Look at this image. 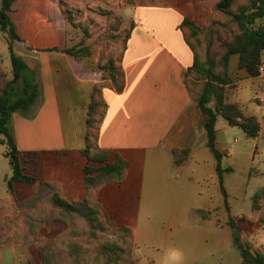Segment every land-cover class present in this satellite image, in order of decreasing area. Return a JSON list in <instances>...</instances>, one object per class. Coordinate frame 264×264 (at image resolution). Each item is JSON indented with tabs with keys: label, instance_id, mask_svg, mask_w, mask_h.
Returning a JSON list of instances; mask_svg holds the SVG:
<instances>
[{
	"label": "crops",
	"instance_id": "1",
	"mask_svg": "<svg viewBox=\"0 0 264 264\" xmlns=\"http://www.w3.org/2000/svg\"><path fill=\"white\" fill-rule=\"evenodd\" d=\"M25 2L30 8L28 16L24 17L14 3L15 19L11 18L22 38L20 43L27 41L17 45L19 51L31 56L28 65L40 83L41 96L29 115L13 114L10 132L19 150L31 157L33 173L55 183L70 202L82 201L87 195L83 169L89 164L83 155L87 116L97 78L84 63L63 52L67 48L63 38L66 20L58 1ZM132 5V32L123 53L126 85L122 92L105 88L107 111L98 139L100 148L112 152L111 162L121 156L129 168L122 183H110L96 191L95 197L117 226L132 229L138 255L140 241L148 246L147 238L161 225L166 248L161 264H243L234 239L224 242L222 238L231 218L221 182L224 200L220 221L221 203H208L205 194L206 184L213 178L208 167L215 168L220 181L218 160L207 146L203 116L187 84L186 73L194 56L180 30L185 18L206 27L213 17V0H146L143 6L133 0ZM260 25L264 19L257 22ZM55 48L59 50L50 51ZM0 59L2 66V56ZM239 59V55L230 59L232 84L227 87V100L259 120L261 131L255 139L262 138L264 53L257 77L241 69ZM216 129L219 150L217 125ZM176 149L190 151L180 164L175 161ZM9 177H5L6 182ZM191 181L201 188L188 192L186 183ZM24 190L31 187L24 186ZM187 196L196 203L185 208L182 204ZM243 237L264 249V225L245 230ZM185 245L207 247L206 254L217 256L214 260H208L207 255L181 257L178 249ZM236 249L239 257L235 259ZM147 259L158 263L149 256Z\"/></svg>",
	"mask_w": 264,
	"mask_h": 264
},
{
	"label": "trees",
	"instance_id": "2",
	"mask_svg": "<svg viewBox=\"0 0 264 264\" xmlns=\"http://www.w3.org/2000/svg\"><path fill=\"white\" fill-rule=\"evenodd\" d=\"M15 1L0 0V31L8 36L13 72L12 78H9L0 59V146L7 147L3 155L10 160L12 167L7 189L22 216L21 219L11 218L7 223L24 234L10 235L8 241L24 247H39L42 264H137L134 259L136 244L132 229L117 226L108 210L95 197L96 191L110 183H122L129 168V162L121 156L111 162L112 152L98 145L101 124L107 111L104 90L112 88L122 92L126 85L123 57L118 59L105 52L101 60L91 68L83 62L89 58L84 47L63 49V52L89 67L97 78L88 108L83 149V155L89 162L83 169L87 195L82 201L70 202L61 196L55 183L43 181L33 173L31 157L19 150L10 132L13 114L29 115L41 96V86L34 70L15 50L16 43L22 41L10 16ZM58 5L65 20L72 22L62 0H58ZM263 19L264 0H214L213 17L206 27L188 18L180 25L185 42L194 56L186 77L202 84L201 92L192 96L203 116L207 146L218 160L217 170L228 209V193L223 175L232 169L222 167L223 154L216 146L217 119L221 115L230 126L241 128L249 138L259 136L261 125L258 119L247 116L237 104L229 103L226 91L232 84L230 59L233 55H239V67L246 69L250 76L260 75L264 25L257 26V22ZM222 32L226 34L225 37L221 35ZM130 35L129 32L126 42ZM202 35L205 36L206 48L203 47ZM113 39L118 42L120 36H114ZM217 40L221 41L219 47H215ZM58 50L55 48L50 51ZM189 152L188 149L174 150L176 163L186 160ZM24 186H30L31 190L25 191ZM263 202L264 188L252 198L253 210L261 212V224H264ZM227 223L233 229L234 243L240 251L243 264H264V249L242 239V230L236 220L231 218ZM48 229L54 232L53 235L43 234ZM109 232L115 238L107 240L99 248L95 247L93 251L98 255L91 257V250L86 248V244L97 245L100 237ZM32 256L31 264H36Z\"/></svg>",
	"mask_w": 264,
	"mask_h": 264
},
{
	"label": "rangeland",
	"instance_id": "3",
	"mask_svg": "<svg viewBox=\"0 0 264 264\" xmlns=\"http://www.w3.org/2000/svg\"><path fill=\"white\" fill-rule=\"evenodd\" d=\"M15 3L19 6L24 17L28 16L29 6H27L25 0H18ZM58 0H48V4L56 3ZM64 8L67 10L66 14L72 20L66 21L64 41L65 45L70 47H84L87 52V60H83L84 63L90 65L91 68L99 62L106 52L115 57L122 58L124 50L127 46L129 39L125 40L128 33L132 32L133 23L130 21V17L135 15V7L131 4L133 0H62ZM212 1V0H211ZM140 6L146 4V0H137ZM214 2V0H213ZM19 14V11L16 13ZM11 17L15 19V12L10 13ZM20 18V17H19ZM21 20V19H20ZM24 20V19H23ZM21 20V21H23ZM222 20V19H221ZM223 21V20H222ZM89 34V35H87ZM120 36V41L115 42L114 36ZM226 36L224 32L221 34ZM204 40L203 47L206 48L205 36L202 35ZM25 41L20 45L25 44ZM18 43H16V53L23 57L29 64L31 62V56L24 52L19 51ZM221 41L215 42V47H219ZM25 46V45H24ZM86 47V48H85ZM89 52V53H88ZM0 56H2V66L5 71L12 78V61L11 55L8 49V36L6 33L0 31ZM187 84L192 94L197 96L202 89L201 82H193L191 78L187 79ZM258 108L255 110L258 113ZM259 121V120H258ZM264 124V118L262 119ZM260 123V122H259ZM261 125V123H260ZM218 128V148L223 153L222 167L223 169H232V171H225L223 183L228 193V203L230 212L229 218L236 220L238 226L241 227V236L244 241H247L243 237L245 230L252 231L256 226H263L259 219L261 212L254 211L252 207V198L264 188V137L262 138H249L244 131L239 127H233L228 125L227 121L220 116ZM260 134V133H259ZM7 150L6 146H0V264H31L30 255L34 256L36 264H42L40 262V248L32 245L31 247L19 246L15 242L8 241L10 235L20 234L24 232L14 230L13 225L7 223L11 218L21 219L19 209L15 200L10 195L7 189V182L5 177L11 175L12 167L10 160L3 155ZM207 172L210 173L213 178L206 184L205 194L209 198L208 203L220 204L224 198L220 191V181L218 176L215 177V168L208 167ZM201 186L196 182H187V191L196 192ZM196 203V200L191 199L189 196L183 201L182 207L188 208L190 205ZM223 207L222 203L218 207L219 221L221 219L220 211ZM264 208V202H263ZM232 216V217H231ZM17 226V225H16ZM244 231V232H243ZM54 232L51 230H44L45 236H51ZM163 229L161 225H158L152 232V235L147 238L148 246H145L140 241L136 254V247L134 249V259L138 264H152L147 257L156 259L157 264H161L162 256L165 255L166 248L164 247L162 235ZM233 230L229 227L228 231L224 232L222 238L227 242L233 241ZM256 234V233H255ZM115 236L112 232L102 235L97 242L86 244V248L91 250L90 256L96 257L97 252H94L95 247H100L101 244L107 240L114 239ZM249 239V236H248ZM172 249L171 247L167 248ZM182 252L183 256H208V260L217 256L210 257L206 254L207 247H196L185 245L178 249ZM219 251V250H218ZM220 252L218 253V255ZM235 259L239 257V252L236 249ZM32 256V257H33ZM142 259V261H141ZM34 261V260H33Z\"/></svg>",
	"mask_w": 264,
	"mask_h": 264
},
{
	"label": "clouds",
	"instance_id": "4",
	"mask_svg": "<svg viewBox=\"0 0 264 264\" xmlns=\"http://www.w3.org/2000/svg\"><path fill=\"white\" fill-rule=\"evenodd\" d=\"M173 254H174V255L177 254V250H173Z\"/></svg>",
	"mask_w": 264,
	"mask_h": 264
},
{
	"label": "built area",
	"instance_id": "5",
	"mask_svg": "<svg viewBox=\"0 0 264 264\" xmlns=\"http://www.w3.org/2000/svg\"><path fill=\"white\" fill-rule=\"evenodd\" d=\"M260 71H262V69H260Z\"/></svg>",
	"mask_w": 264,
	"mask_h": 264
}]
</instances>
